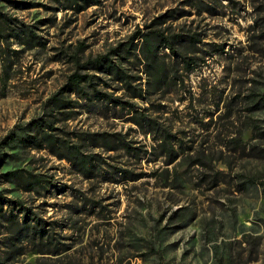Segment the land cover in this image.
Returning <instances> with one entry per match:
<instances>
[{
  "label": "rangeland",
  "instance_id": "1",
  "mask_svg": "<svg viewBox=\"0 0 264 264\" xmlns=\"http://www.w3.org/2000/svg\"><path fill=\"white\" fill-rule=\"evenodd\" d=\"M76 4L0 0V175H21L0 176V264H264V0ZM159 17L156 29L182 38L176 56L158 52L157 76L142 71L140 38L128 42ZM23 31L40 45L25 44ZM118 45L125 51L109 63L129 78L91 70L93 86L49 118L43 105L72 57ZM39 119L58 141L115 135L124 146H82L95 159L85 178L54 147L22 141ZM14 200L30 212L25 224Z\"/></svg>",
  "mask_w": 264,
  "mask_h": 264
},
{
  "label": "trees",
  "instance_id": "2",
  "mask_svg": "<svg viewBox=\"0 0 264 264\" xmlns=\"http://www.w3.org/2000/svg\"><path fill=\"white\" fill-rule=\"evenodd\" d=\"M66 2L72 3L75 5V8H78V5L76 4V1L78 0H65ZM83 3L87 4L88 0H81ZM5 21V19H3ZM155 21H159L158 24L161 23V18H155L153 22L149 26H147V31L144 34H139V32H135L133 35L130 36L129 42L131 43L134 40H137L140 38L141 43L139 46L134 49L137 51V54L140 58L141 64H142V71H150L154 72L155 75L160 76L161 71L160 68L156 65V59L157 54L161 49H167L172 55L176 56V52L174 50V43L177 39L182 38L179 35H173V36H166L165 33L161 29H156L155 27L157 25L155 24ZM3 22V21H0ZM155 28V29H153ZM158 28V27H157ZM24 38L23 41L27 45H34L39 46L40 42L36 41L39 38L33 35L30 31H23ZM192 39V38H190ZM127 44H125L126 46ZM120 45H118L115 49H112L108 51V53L104 55H99L94 58H87L83 62H79L78 59H75L72 57L71 62L73 64V70L70 74H68L65 77L64 84L60 87V89L51 95L47 101L44 103L45 109L48 111V117H52L54 112H62L63 110H67L69 106V96L73 92H78L81 90L82 85L86 84L87 87L91 88V75L88 73L91 70H101L105 74L111 75L112 79L115 81H123L127 80L129 77H126L121 73V71L116 68L114 65H111L109 63V56L111 54H116L120 52ZM121 51H125L122 49ZM118 56V55H117ZM185 68L188 67L190 64L188 62H184ZM120 81V82H121ZM127 83V82H126ZM124 83V84H126ZM139 96V95H138ZM91 97H93L96 100L104 99V100H110V102H114L117 104H120L118 99H109L106 95H103L99 92L92 91ZM108 98V99H107ZM141 120H144L147 125H150L152 121L143 118L140 116ZM27 128L29 130L30 135L26 136L28 138H25L24 141L27 144L33 145L35 148H40L41 142H45L50 147H54L58 151L61 152V154L57 155L59 159H64L68 163H70L73 167L76 168L77 172L81 173L85 178H89L91 176V172L95 169V159L93 155H90V153H85L83 150L84 148H95L100 147L98 143H101V140L106 142L105 146L107 148H114L115 144H119L120 146H124V143L122 140L115 135L107 136V138H104V135L99 134H85L84 137H80L79 143H72L67 141H58L54 135L45 133L43 131V128L52 131L54 130L53 127H51V123L45 120H37V121H31L29 124H27ZM111 138V139H109ZM114 144V145H113ZM167 146V140L166 137L163 138V148L165 149ZM170 153L168 154V156ZM19 170H13L8 171L4 174H1L0 176L6 181L11 182L12 180H17L21 175L19 174ZM36 177H31V181H25L24 185L22 186L23 190L25 192H29L33 189L34 185H36ZM5 202L3 199L1 193H0V210L2 203ZM11 205V209L17 210L18 214H22V224H25V220L28 215H30V212L28 209L23 208L22 204L17 201H6ZM1 212V211H0ZM11 216V213H9ZM9 216V218H10ZM9 218L7 220H9ZM35 226L33 227L34 234L38 235L39 238L44 233L43 226L40 224V221L33 220ZM25 228V227H23Z\"/></svg>",
  "mask_w": 264,
  "mask_h": 264
}]
</instances>
